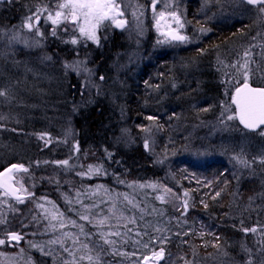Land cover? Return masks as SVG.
<instances>
[{
	"label": "trees",
	"instance_id": "trees-1",
	"mask_svg": "<svg viewBox=\"0 0 264 264\" xmlns=\"http://www.w3.org/2000/svg\"><path fill=\"white\" fill-rule=\"evenodd\" d=\"M193 1L189 6L195 12L189 18L207 29L208 35L190 47L164 54H150L151 40H148L147 46H143L146 60H139L138 66L132 65L121 73L113 70V66L123 62L120 55L128 47L120 29L106 25L100 31V47L87 43L74 48L71 43L63 42L70 39L71 34L58 28V35L52 37L50 28L43 27L46 37L44 56L46 53L51 56V63L46 66L54 67L59 61L76 58L90 59L93 76L90 82H84L80 76L65 74L59 80L60 92L64 94L56 102V111H49L48 104L45 105L48 111L44 113L29 109L26 117L9 122L0 114V171L11 163L24 164L34 189L33 202L25 201V198L21 203L11 198L13 205L1 213L0 240L4 243L0 244V256L18 253L32 264H69L64 259L67 253L62 247L52 250L36 247L45 224L35 205L42 197H48L67 219L74 217L82 229L78 237L91 250L93 260L90 264H97V256L99 264H128L129 249L118 246L119 250L112 251L110 243H105L107 238L94 224L97 215L90 213L92 221L82 219L81 210L78 206L73 208V203L68 206V199L77 190L105 189L109 194L121 197L120 209L134 218L135 214L141 234L145 235L147 231L150 238L153 234L148 221L150 207L155 204L151 188L154 182L173 189L178 195L185 190L190 196L187 207L163 204L161 213L168 222L163 216L159 219L165 233L167 254L162 264H185L183 259L194 248L197 252L213 253L217 246L226 245L240 253L242 240L255 252L264 251L261 238L257 243L252 242L250 232L244 231V227L254 228L253 236L264 238V206L258 204V196L264 189V162L260 166L256 164V171L244 173L238 190L240 201L235 205L233 194L237 183L226 161L212 160L202 165L187 153L172 158L176 151L191 148L203 140L202 130L206 132L207 129L198 130L195 125L209 122L221 125L225 116L235 113L231 98L243 80L239 76L232 81L223 79L220 64L228 61L251 37H258L264 43V20L249 11L253 6L247 3H243L247 8L243 20L197 17L203 2ZM60 2L62 0H0V92L4 95L9 79L15 85L23 82L21 73L11 61L22 62L27 55L39 58L36 53L11 49L8 45L11 29L17 32L25 18L38 7L53 11ZM216 11L217 8L213 10ZM41 17L43 19L44 15ZM5 32L8 35H4ZM259 64L262 73L264 57ZM253 84L264 86V82L256 83V80ZM2 99L3 95H0ZM229 107L231 111L222 115ZM232 125L244 129L237 119ZM40 134L49 135L50 143L43 142L38 137ZM260 154L264 159V153ZM62 161L68 163H60ZM88 167L100 169V173L83 176ZM89 203L98 206L100 202L92 199ZM234 206L256 208L252 212L247 210L244 215L240 207ZM139 209L145 215L135 213ZM241 220L246 221V225ZM12 233L20 234L21 239L10 242L8 236ZM131 237L144 249L145 236L143 239ZM142 252L143 258L145 253Z\"/></svg>",
	"mask_w": 264,
	"mask_h": 264
},
{
	"label": "rangeland",
	"instance_id": "rangeland-1",
	"mask_svg": "<svg viewBox=\"0 0 264 264\" xmlns=\"http://www.w3.org/2000/svg\"><path fill=\"white\" fill-rule=\"evenodd\" d=\"M201 1L203 3L201 9L198 8L197 17L219 19L221 21H234L236 19L243 20L247 16V8L242 0H219V3L216 4L213 0H207V2L206 0ZM190 2L194 1L157 0L155 12H153L151 0H116V3L120 6V10L124 13L123 18H118L127 20L125 28L120 30L126 38L128 47L127 50L120 55L123 58V62L113 66L114 73L125 72V70L132 65L138 66L139 60H146L143 46L145 44L147 46L148 40H151L150 54H164L181 47H190L199 42L202 36L208 35L209 31L207 29H205L207 31H202L201 29H204L203 27L190 20L189 16L195 12V10L189 6ZM252 6L253 7L249 9V11L255 13L259 17L262 16V19L264 20V11H261V8H264V5ZM216 8L217 11L213 12ZM54 11L55 10H53V12ZM160 12H164L165 16L161 22V27L158 30L155 21L156 19H159ZM172 12L179 15L181 22L184 24L182 29L179 28L175 21L170 18L169 14ZM210 13L214 16L216 15L215 18H213ZM46 15L47 14H44V16ZM106 25H108V22H105L98 32V35L101 37V43L102 36L100 31H102ZM137 25L140 27L138 28ZM109 26L116 27L114 24ZM43 27H49L51 29L50 23L46 25L44 23V17L43 19L41 17L40 30L44 33ZM61 27L63 28L64 25H61L60 28ZM141 29L142 34H140ZM170 30L179 31L181 35H185L189 38L188 41H165L161 32H168ZM13 32L16 31L11 29L9 36H11ZM17 33H19L21 39H27L29 44H32L34 30L29 32L28 29L21 27ZM67 33L71 34V38L75 35L71 30V26H69V31ZM71 38L66 41H70ZM77 39L79 40L80 37L77 36ZM158 41L160 42L158 43ZM45 43V40H42L41 46L30 47L19 41H12L10 43L8 39V45L11 46L12 50L16 52L22 51L36 53L39 55V58H37V56L27 55L22 62H20V60L11 61L12 66L19 70V74L21 73L20 77L23 82H21L20 85L13 84L10 79L6 82L8 90L6 94L3 95V99L0 100V105L3 106L0 108V114L6 118L7 122H9V120H17L26 117L29 109L38 110L40 113H44L48 111L45 106L48 104L50 105V108H48L49 111H56L57 109L54 108L57 107L56 102H58L59 96L64 94L63 92H60L61 85L59 80L63 78L65 74L80 76L84 82L91 81L93 74L89 66L90 59L76 58L68 62L64 60L62 61L63 63L60 62L59 59H56L59 61V63L54 64L56 66H46L45 64L51 63V59H46V57L49 56L47 53L46 56H44L45 52H43V50L46 48ZM87 43H91L95 47H100L92 41H87L85 43L81 40L80 43L74 45V48L79 44H84V46H86ZM75 54L77 55V52H75ZM263 57V40L259 41L258 37L249 38L246 42H243L240 45V48L228 61L221 62L220 69L224 73L222 76L223 79L232 81L237 79L235 77L239 76V79L242 78L243 82H248L252 85H254V80H256V83L264 82V72L261 73V66L259 64V61H261V58ZM76 61H83L84 63L80 65L78 69L65 67L66 64H73ZM61 68H63V70ZM85 68L89 71H85ZM111 99L109 100L111 101ZM223 108L225 107L223 106ZM222 113H226L225 109ZM229 115H234V113L231 112ZM229 115L224 117L225 119L222 121L221 125H215L211 122L195 125V128L198 130L207 129L206 132L202 130L201 133L203 142L201 141L191 148L181 149L180 152L176 151L175 154L172 155V158H177L178 154L187 153L196 163L202 165L212 160L226 161L229 164L237 183V190L233 194V202L236 205L240 201L238 190L240 189V182L244 173L253 170L256 171V164L259 165L264 162L263 156L260 154L264 153V141H262L264 137L257 134L259 131H249L234 127L232 122L235 119L228 120L227 117ZM38 137L42 138L43 142L46 141L47 144L50 143L49 135L43 136L40 134ZM241 149H243V151H241ZM256 152H258V154H255ZM237 156L240 157V160L246 161V165L240 163V161L236 159ZM17 164L23 165L26 169L24 164ZM98 173H100V169L88 167L87 171H84L83 176H94ZM13 177V183L19 190V194L23 196L22 199L24 200L26 198L25 201L33 202L34 189L30 183L28 172L19 170L13 174ZM169 177L172 180L174 178V176L171 175H169ZM151 188L153 190L155 204L153 203V206L150 207L148 222L149 230L151 231V234H153L150 238L147 231L145 235L141 234V229L135 222V214L134 218L133 215H129L123 209H120L121 203L123 204L121 197L111 195L105 189L90 187L84 191L77 190L72 197L68 199V206H71L72 203L74 204L73 208L78 206L79 210H81V216L87 217L90 221L93 220L89 218L90 213L96 214L98 221L96 220L94 224L99 228L98 232H100L102 236L104 235V238L108 239H106L107 241L110 240V245L112 247L111 250H119L118 246H121L123 250L129 249V253L126 255V257L129 258L127 261L128 264H162L167 257L164 241L165 233L159 224V219L163 216L161 213V211L164 210L163 204L187 207L188 205H185V201L188 204L190 196L185 190L182 195H178L173 189H170L159 182L152 183ZM25 189L27 191H25ZM29 193H31V195H29ZM258 197L260 200L258 203L259 206H264V189ZM11 198L12 197L9 194L6 195L5 190L0 187V215L6 208L13 205V203L10 204ZM92 199L100 202L98 206L90 205L89 202ZM256 200L257 199H254V201ZM181 202L182 204L180 205ZM16 205L18 204L16 203ZM35 206L38 211L40 209L45 224L40 237L41 239L36 247L42 249L48 248L50 250H52V248L55 249L57 247H62L67 253V255L64 256V259L69 264H90L91 261L86 257L93 255L88 246L86 245L87 247H85V244L79 239L78 235L81 233L82 229L78 227L74 217H69V219H67L56 203L48 197H42L37 201ZM136 207L138 206H135V208ZM237 207H240L239 209L242 211L241 214L244 215L247 214V210L252 212V210L256 208L254 206H234V208ZM135 213L145 215L140 209L136 210ZM53 216H55V219H53ZM239 217L240 219H243L241 215H239ZM164 219L168 222L166 217H164ZM241 221L246 225V221ZM244 229L250 232V236L252 235V242L257 243L261 238L262 242H260V244L264 246V238H262L261 235L253 236L251 231L252 228L244 227ZM17 235L20 236V234ZM132 235L141 237L142 239L146 237L147 246L145 245L143 247L144 249H141V244L139 241H133V238L131 237ZM8 237H10V234ZM19 240H11L10 242H17ZM129 240L134 242V244H131ZM240 243H242L240 253H236L230 249V246L227 247L226 245L217 246L216 251L213 253L211 251L203 253L201 251L197 252L196 248H194L193 251L190 252V255L188 257L186 256L183 260L185 264H249V262L250 264H264V251L257 253L251 248V245L250 247L247 245L248 242L242 240ZM161 249L163 250V255L158 256L157 254L161 252ZM141 250L144 251L142 253H145L143 258L141 257ZM67 256L68 259L66 260ZM0 257V264H32L30 263V260L22 259L18 253L3 254ZM59 257L60 255L58 258ZM81 257H85V259H81Z\"/></svg>",
	"mask_w": 264,
	"mask_h": 264
},
{
	"label": "snow or ice",
	"instance_id": "snow-or-ice-1",
	"mask_svg": "<svg viewBox=\"0 0 264 264\" xmlns=\"http://www.w3.org/2000/svg\"><path fill=\"white\" fill-rule=\"evenodd\" d=\"M207 2V0H206ZM219 3V0H216ZM244 3L254 4V5H264V0H243ZM157 0H151V7L153 12H155V5ZM55 11H49L47 8H37L35 12L25 18L22 27L32 32L34 30V37L32 44H29L27 39H21L19 33L13 32L11 36H9V42L19 41L24 43L26 46L30 47H38L41 46V41L46 39L44 33L40 30V22L41 16L46 12L47 15L44 16V23L47 25L50 23L51 29L49 35L52 37H56L58 35L57 29L60 28L61 25H64L63 28H60V31L67 33L69 31V26H71V30L75 33L72 36L70 41H63L64 43H71L76 45L83 40L85 43L87 41H92L97 46H101V37L98 35V32L102 25L105 22H108V25L114 24L117 28L124 29L127 20L120 19L118 17H123L124 13L120 10L119 4L116 3V0H62V2L57 3L55 5ZM261 11H264V8H261ZM170 18L175 21L179 28H183L184 24L181 22L179 15L175 12L169 14ZM165 13H159V19H156L155 25L159 30L161 27V20L164 18ZM139 28L140 26L137 25ZM202 31H207L205 29H201ZM4 35H8L7 32L3 33ZM140 34H142V29ZM161 35L164 36L165 41H181L187 42L188 37L185 35H181L179 31L172 30L168 32H161ZM77 36L80 39H77ZM104 39H107L105 36ZM160 41H158L159 43ZM46 59H51V56L46 57ZM83 61H76L73 64H66L65 67L71 68H79L82 65ZM85 71H89L88 69H84ZM103 80V77H100ZM0 95H4L3 92H0ZM232 104L235 105L236 111L234 115H229L227 117L228 120L237 119L243 127L250 131L259 130L258 135L264 137V88H252L248 85L247 82L244 83L243 87H237L235 89V95L231 98ZM225 111H231V107L225 109ZM224 113H222L223 115ZM151 119V117H149ZM145 147H147V143H145ZM243 151V149H241ZM240 163L246 165V161L240 160V157H236ZM60 163L67 164L68 161H62ZM13 169H20L23 171H27L23 167V165H13ZM6 172H11L12 169H6ZM4 173H0V177H3ZM12 177L9 176L5 180L0 181V185L5 188V194L14 195L17 200L21 203L23 199L16 195V192L19 191L15 189L10 181ZM25 191H27L25 189ZM31 195V193H29ZM187 202L185 201V205ZM207 207V205H205ZM55 219V216H53ZM82 219H87V217H82ZM2 222V221H0ZM63 226V225H61ZM248 231V230H245ZM251 231H256V229H251ZM11 240H19L21 237L15 233L10 234L9 237ZM4 240H0V244H3ZM105 243H110V241H105ZM85 247H87L85 245ZM158 256L163 255V250L157 254ZM89 261L93 260L92 256L86 257ZM81 259H85V257H81ZM97 264H99V257L96 258ZM250 264V262H249Z\"/></svg>",
	"mask_w": 264,
	"mask_h": 264
},
{
	"label": "water",
	"instance_id": "water-1",
	"mask_svg": "<svg viewBox=\"0 0 264 264\" xmlns=\"http://www.w3.org/2000/svg\"><path fill=\"white\" fill-rule=\"evenodd\" d=\"M252 5H254V4H252ZM118 29H120V28H118ZM170 31H172V30H170ZM180 42H181V41H180ZM244 83H245V82H243V83H242L241 85H239L238 87H243ZM247 83H248V82H247ZM248 85H249L250 87H252V88H264V86H255V85H252V84H250V83H248ZM234 95H235V91H234L233 96H234ZM234 108H235V111H236V107H235V105H234ZM238 123H239V121H238ZM239 124H240V123H239ZM240 125L243 127L242 124H240ZM243 128H244V127H243ZM244 129H245V128H244ZM246 130H247V129H246ZM249 131H250V130H249ZM256 131H257V130H256ZM13 165H19V164H17V163H12V164L6 166L4 169H2V170L0 171V173H4V176H3V177H0V181H3V180H5L7 177L11 176L12 179H11L10 183H11V185H12L15 189H17V188L15 187L14 183H13V179H14L13 174H14L15 172L19 171L20 169H13V168H12ZM6 169H12V171H11V172H6V171H5ZM0 187L3 188V189L5 190V188H4L2 185H0ZM5 191H6V190H5ZM9 195H10L12 198H15L14 195H11V194H9ZM16 195L20 196L21 198L23 197V196H21V195L19 194L18 191L16 192ZM15 199H16V198H15Z\"/></svg>",
	"mask_w": 264,
	"mask_h": 264
},
{
	"label": "flooded vegetation",
	"instance_id": "flooded-vegetation-1",
	"mask_svg": "<svg viewBox=\"0 0 264 264\" xmlns=\"http://www.w3.org/2000/svg\"><path fill=\"white\" fill-rule=\"evenodd\" d=\"M153 11V10H152ZM121 18H123V17H121ZM163 21V19L161 20V22ZM117 28V27H116ZM248 232V231H247Z\"/></svg>",
	"mask_w": 264,
	"mask_h": 264
}]
</instances>
